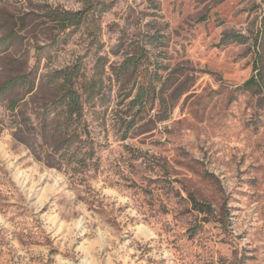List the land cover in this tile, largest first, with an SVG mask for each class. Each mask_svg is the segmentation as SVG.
Segmentation results:
<instances>
[{
    "label": "rangeland",
    "instance_id": "374dc122",
    "mask_svg": "<svg viewBox=\"0 0 264 264\" xmlns=\"http://www.w3.org/2000/svg\"><path fill=\"white\" fill-rule=\"evenodd\" d=\"M86 7L81 31L49 17ZM8 36L0 86L79 62L90 80L100 58L106 70L77 172L36 159L0 106V264H264V0H0ZM50 99L39 89L28 116Z\"/></svg>",
    "mask_w": 264,
    "mask_h": 264
},
{
    "label": "trees",
    "instance_id": "16d2710c",
    "mask_svg": "<svg viewBox=\"0 0 264 264\" xmlns=\"http://www.w3.org/2000/svg\"><path fill=\"white\" fill-rule=\"evenodd\" d=\"M91 11L89 7L80 11L55 9L51 11L49 17L60 31L70 29L81 31L89 25L90 20H94L95 13ZM103 12H107V9L103 8L101 14ZM229 37L242 41L240 36ZM157 42L161 43V40L157 36L152 37L151 43ZM96 43L98 42L95 41ZM13 45L14 42L10 36L0 40V46L7 47L8 50ZM101 62L102 58L98 60L97 71L90 80L83 72V64L79 62L46 74H40V70L34 68L30 72L11 76L0 86V106L8 102L7 109L12 117L8 127L13 137L48 167L69 173L88 166V156L91 152L83 150L85 149L83 133L87 131L85 104L102 98L101 85L106 64ZM137 68H139V59L131 58L124 62L116 75L121 80ZM260 83L261 78L254 77L246 82L244 88L253 89ZM41 88L49 92L51 99L33 119L25 110L29 105L27 99L34 97ZM137 93L133 105L145 106L149 92L141 87ZM38 147L41 152L38 151ZM194 206L200 212H210L211 209L197 200H194Z\"/></svg>",
    "mask_w": 264,
    "mask_h": 264
}]
</instances>
